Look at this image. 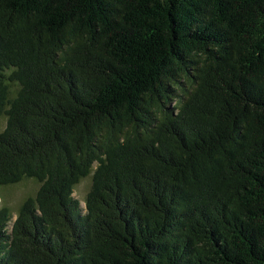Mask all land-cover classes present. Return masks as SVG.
Returning <instances> with one entry per match:
<instances>
[{
	"label": "trees",
	"instance_id": "trees-1",
	"mask_svg": "<svg viewBox=\"0 0 264 264\" xmlns=\"http://www.w3.org/2000/svg\"><path fill=\"white\" fill-rule=\"evenodd\" d=\"M1 118L0 264H264V0H0Z\"/></svg>",
	"mask_w": 264,
	"mask_h": 264
},
{
	"label": "rangeland",
	"instance_id": "rangeland-1",
	"mask_svg": "<svg viewBox=\"0 0 264 264\" xmlns=\"http://www.w3.org/2000/svg\"><path fill=\"white\" fill-rule=\"evenodd\" d=\"M4 126L5 119L1 118L0 131L4 128ZM89 186L90 176L81 179L74 187L73 196L80 202L82 207ZM37 188L38 184L33 180H25L10 186H0V208L7 207L13 213L16 212L21 202L26 197L33 195Z\"/></svg>",
	"mask_w": 264,
	"mask_h": 264
}]
</instances>
